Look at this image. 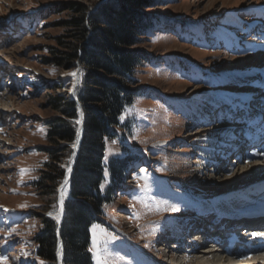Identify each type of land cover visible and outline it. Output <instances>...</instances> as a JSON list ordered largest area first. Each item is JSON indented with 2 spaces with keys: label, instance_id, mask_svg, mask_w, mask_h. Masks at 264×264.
Segmentation results:
<instances>
[{
  "label": "rangeland",
  "instance_id": "obj_1",
  "mask_svg": "<svg viewBox=\"0 0 264 264\" xmlns=\"http://www.w3.org/2000/svg\"><path fill=\"white\" fill-rule=\"evenodd\" d=\"M70 1L75 0H0V205L13 210L0 213V264H44L36 256L35 237L42 228L39 213L58 219L55 209L73 141L60 142L68 150L59 162L49 161L44 151L51 146L47 120L56 115L50 105L54 95L70 99L66 88L71 79L58 77L79 65L62 70L45 63V57L50 47H57L55 37L65 32L58 22L70 15L66 9ZM79 1L93 9L102 0ZM143 11L151 27L136 51L146 60L134 70L136 91L119 118L122 128L117 140L106 145L113 157L132 162L116 195L103 206L102 220L91 227L93 264L96 256L107 264H193L189 241L193 244L200 235H191V224L209 212L237 209L233 200L264 189L261 184L250 188L255 184L253 173L258 176L264 170L249 172V165L263 162L264 157L229 156L218 164L232 139L229 142L224 135L226 143H222L224 130L216 124L239 122L233 110H225L228 106L223 110V94L238 97L264 85L260 73L264 48L259 49L264 47V0H153ZM209 91L221 94L212 96L217 103L211 102ZM77 119L76 111V118L69 120ZM206 126L215 129L209 148L214 154L200 169L194 164L202 158L198 154L206 134L193 132ZM46 163L56 164L63 177L53 188L41 191L36 183ZM244 188L241 195L229 193L230 197L220 199L223 192ZM112 223L126 239L108 227ZM213 244L202 248L214 250L212 255L220 258L217 264H235L239 257L229 255L226 263L225 253ZM167 246L174 248L169 254L162 249ZM55 255L58 264V246Z\"/></svg>",
  "mask_w": 264,
  "mask_h": 264
},
{
  "label": "trees",
  "instance_id": "obj_2",
  "mask_svg": "<svg viewBox=\"0 0 264 264\" xmlns=\"http://www.w3.org/2000/svg\"><path fill=\"white\" fill-rule=\"evenodd\" d=\"M152 2L104 0L92 12L79 0L66 3L70 15L58 22L65 32L55 37L57 47H50V55L45 57V63L62 70H74L79 65L76 96L84 112L82 142L69 181L73 200L64 203L59 228L64 249L62 264H93L91 227L100 222L96 216H103V206L116 195L131 165L132 161L113 157L106 145L117 140L118 129L122 128L119 118L135 95L134 70L146 60L136 48L151 27L143 10ZM50 105L56 115L47 120L51 146L44 151L49 161L56 163L68 150L60 142L74 139L76 126L69 119L76 118V103L54 95ZM44 165L36 187L48 191L61 181L63 171L56 164ZM40 219L36 256L44 264H56L57 222L45 216Z\"/></svg>",
  "mask_w": 264,
  "mask_h": 264
},
{
  "label": "bare ground",
  "instance_id": "obj_3",
  "mask_svg": "<svg viewBox=\"0 0 264 264\" xmlns=\"http://www.w3.org/2000/svg\"><path fill=\"white\" fill-rule=\"evenodd\" d=\"M261 48H264L263 47V45H260V48L259 49H261ZM262 56H264V55H262ZM261 72L264 74V70L262 71L261 70ZM70 74L72 75L73 74V72H70ZM74 82V80L73 79H71V81H70V84H68V86H67V92L70 94V93H72V90H73V83ZM264 82V81H263ZM210 93H207V94H209V95H207V96H211L210 98L212 99V96H214V95H220L221 96V94L219 93V92H215L216 94H214V93H212V91H209ZM260 94V95H259ZM240 95L241 96H243V97H251V98H253V99H257V100H263V98H264V86L263 85H256L255 86V88L254 89H252V90H250V91H247V92H244V93H240ZM255 95V96H254ZM256 95H258V96H260V97H256ZM234 96V95H233ZM239 96V95H238ZM222 99H226V101L227 102H230L231 100H233L234 99V97H232V96H230V95H228V94H223L222 96ZM210 98H209V100H210ZM236 99V98H235ZM215 100V99H214ZM214 100L212 99V103L214 102ZM215 104V103H214ZM250 106V105H249ZM218 111H220V110H218ZM214 113V112H213ZM225 113V112H224ZM223 113V114H224ZM222 114V113H221ZM220 114V115H221ZM222 114V115H223ZM221 115V116H222ZM229 115V114H228ZM212 116H214V119H218V117H219V115H218V113L216 114V115H212ZM221 118V117H220ZM207 120H209L210 121V119H208L207 118ZM215 121V120H214ZM233 121V120H232ZM245 124H243V126H245V127H247V128H244V129H247L248 130V128H250V127H252L253 126V123L252 122H250V121H248V120H245ZM231 124H232V122H230ZM217 125H218V127H220V128H218V129H223L224 130V132L221 134V135H223L222 136V138H223V142L222 143H226V136L228 137L227 139L229 140V142L231 141V139H234V137H236V135H235V132H234V130L235 129H237L236 127H233V126H231V124H229L228 122H217L216 123ZM237 127H239V126H237ZM213 127H211V126H206V127H204V128H199L197 131H195V132H193V134L196 136V135H198V134H202L203 132H205V134L206 135H204V138L201 136L200 138H203L202 140H201V142L203 143V146H202V148H201V150H200V153L198 154V155H201L202 156V158H201V160L203 161V162H200V161H197V162H195V164L194 165H196V167L198 166L200 169L201 168H203L204 169V166H205V168L207 167V164H208V162L210 161V159L212 158V156H211V154L213 153L209 148H211L212 147V145H213V139L212 138H210L212 135H210L211 133L210 132H214L213 131ZM215 130V129H214ZM229 130V131H228ZM238 130V129H237ZM189 135V134H188ZM190 135H192L191 133H190ZM224 135H226V136H224ZM225 141V142H224ZM228 142V141H227ZM232 143H234V142H232ZM227 144H229L230 146H232L233 144H231V143H227ZM226 144V145H227ZM72 145H74L76 148H77V142L75 141V142H73V144ZM231 148V147H230ZM212 152V153H211ZM214 154V153H213ZM204 159V160H203ZM259 159V158H258ZM257 159V160H258ZM262 159H264V158H262ZM74 160V157H72L71 159H69V164L66 166V169H67V175L70 173V169H71V164L74 162L73 161ZM213 161H214V159H213ZM220 163V162H219ZM221 165V164H220ZM213 166V165H212ZM257 166H259V167H257ZM214 167V166H213ZM219 167V166H218ZM249 167H250V170H249V172L250 171H254V170H257V169H259L260 168V170H264V160H263V162H254V163H252V164H250L249 165ZM198 170V169H197ZM212 170V169H211ZM255 176L254 177H252L251 178V180L252 181H254L255 182V184H252V186L250 187V188H253V187H257L258 185H260L261 184V187L262 186H264V174L262 173V174H259L258 176L256 175V173H253ZM257 176V177H256ZM211 179H209L211 182H213V178L212 177H210ZM253 182V183H254ZM245 189H247V188H244V189H241V190H235V191H233L232 193H230L231 195H233L234 196V194H236L237 196L238 195H241V193H243L244 192V190ZM255 189V188H254ZM258 192H256V193H260V191H259V189L257 190ZM248 192H250V191H248ZM252 192V191H251ZM255 192V191H254ZM253 192V193H254ZM61 197L63 198V199H67V198H69V195L66 193V191H61ZM229 193L228 194H224L223 196H221L220 197V199H226V198H228V197H230L231 195H230ZM198 196H201V195H199V194H197ZM241 198H244V199H242L241 200ZM256 198H258V197H256V195L255 196H249V195H244V194H242L241 195V197L239 198H237V200H233V203H232V205H235L237 208L238 207H243V206H247V205H249L251 202H254V201H256ZM241 200V201H240ZM253 200V201H252ZM221 201V200H220ZM226 201V200H225ZM5 206V205H4ZM6 207H8V206H6ZM7 210H9L8 208H6ZM233 212H235L236 210L235 209H233L232 210ZM55 212H56V214H57V216H60V215H62L63 213H64V211L61 209V207H59V209H55ZM57 218V217H56ZM246 222V221H245ZM255 224V226H257V227H260V226H262L263 224H262V221H256V223H254ZM112 228H113V230H115L119 235H121L122 237H124L125 238V232L121 229V228H119L118 226H116L115 224H113L112 223ZM150 229V228H149ZM251 230H253V229H251ZM264 230V229H263ZM256 231H257V229H256ZM258 231H259V229H258ZM250 234H252V233H250ZM207 236V235H206ZM126 239V238H125ZM128 240V239H127ZM189 243H191V244H189V245H191V247H190V254H191V256H192V259L191 260H189V262H193V264H217L218 262H219V260H220V258H216V257H214L213 255H212V251H214V250H205V249H203L202 247L203 246H200V245H194V243L192 244V242L191 241H189ZM209 244V243H208ZM264 250V248H261L259 245H257V247L256 248H250L249 249V251H248V253H247V255L245 254V253H242V255L240 256V255H238V257H239V259L237 258L236 259V261H235V264H252L254 261H264V254H263V251ZM215 251H217V250H215ZM234 252H231V253H226L225 255H224V260L226 261V263H230V261H228L227 259V256H229V255H234L235 256V254H233ZM253 254V255H252ZM190 256V257H191ZM223 260V261H224ZM186 261H188V260H186Z\"/></svg>",
  "mask_w": 264,
  "mask_h": 264
},
{
  "label": "water",
  "instance_id": "obj_4",
  "mask_svg": "<svg viewBox=\"0 0 264 264\" xmlns=\"http://www.w3.org/2000/svg\"><path fill=\"white\" fill-rule=\"evenodd\" d=\"M104 0H102L101 2H99L95 7L99 6ZM93 9L90 10V12H92ZM79 75H80V69L77 68L76 72L74 75H66V76H59L58 78L59 79H67V78H71L73 77V80H74V84H73V90H72V93H68L69 94V98L74 101L77 105V112H78V119L77 120H73L72 122L76 123L78 125V129L75 133V137L73 139V142H77V148L73 145V154L71 156L74 157V162L71 164V169H70V173L67 175V169L64 173V177H63V180H62V184L60 186V194H59V198H58V206L61 207V209L63 210V203L66 201V200H73L72 196L70 195V192L69 190L67 189L68 188V184H69V181H70V178H71V175L73 173V169H74V165H75V162H76V158H77V155H78V152H79V148H80V145H81V141H82V137H83V131H84V128H83V123H84V112H83V109H82V106H81V103L79 102L78 98L76 97L74 91H75V88L77 87V83H78V79H79ZM73 144V143H72ZM66 191V193L69 195V198L67 199H63L61 197V191ZM235 190H238V189H235ZM235 190H232V191H226V192H223L222 194H228V193H231ZM40 216H45L44 214L42 213H39ZM61 217L62 215L59 216V223H58V228L60 226V223H61ZM57 237H58V253L59 255L58 256V264H62V259H63V252H62V249H63V245H62V241L60 239V236H59V230L57 229Z\"/></svg>",
  "mask_w": 264,
  "mask_h": 264
},
{
  "label": "snow or ice",
  "instance_id": "obj_5",
  "mask_svg": "<svg viewBox=\"0 0 264 264\" xmlns=\"http://www.w3.org/2000/svg\"><path fill=\"white\" fill-rule=\"evenodd\" d=\"M175 210H176V209L173 208V211H175ZM49 215H51V213H49ZM258 235H260V234H258V233H252V236H253V237H256V236H258ZM94 247H95V241H94ZM90 251H93V252H94V255H95L94 248H93V249H90ZM58 255H59V253H58ZM96 264H107V262L101 260V259L99 258V256H96Z\"/></svg>",
  "mask_w": 264,
  "mask_h": 264
}]
</instances>
